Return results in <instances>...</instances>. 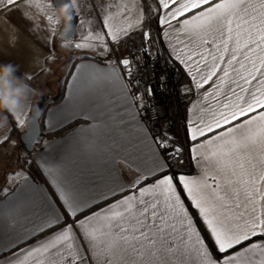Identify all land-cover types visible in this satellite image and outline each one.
<instances>
[{
	"label": "snow or ice",
	"instance_id": "6c2138e0",
	"mask_svg": "<svg viewBox=\"0 0 264 264\" xmlns=\"http://www.w3.org/2000/svg\"><path fill=\"white\" fill-rule=\"evenodd\" d=\"M48 2L56 6L55 0ZM129 2L135 5L137 0H91L95 21L81 22H95L98 29L74 47L102 57V65H73L78 69L69 97L73 114L79 111L80 118L92 121L79 154L48 156L42 150L33 157L26 150L24 165H35L43 185L23 165L4 173L5 184L23 174L28 193L7 203L0 200V264H184L193 235L201 246L196 249L197 264H236L249 252L264 253V220L254 218L248 231L236 234L214 215L208 197L197 195V189L203 192L199 182L173 171L170 162L179 164L184 152L167 124L168 100L175 89L167 70L158 71L152 59L155 38L145 27L152 17L141 8L135 24H113L127 17ZM155 4L148 10L156 13L157 25L164 26L160 35L169 38L166 63L178 61L189 78L179 86V94L188 97L195 92L199 97L192 107L201 115L191 120L188 138L197 144L220 140L211 154L216 159L204 157L224 181L223 188L213 183L212 193L218 200L242 192L247 196L256 167L250 148L264 146V138L243 132L255 119L264 120V0ZM37 11L32 0H0V15L8 20L19 13L29 32L37 27ZM45 19L53 18L41 17V23ZM135 32L140 34L139 49L116 55ZM48 45L52 47L45 66L27 79L50 71L54 35L45 42ZM140 68L148 77L146 83L139 78ZM65 119L71 121V115ZM45 123L53 129L51 121ZM14 126H24L23 113L16 114ZM9 143L16 145L10 136L0 139V147ZM82 156L93 164L100 161L103 171L82 164ZM118 160L129 168L127 183L106 178Z\"/></svg>",
	"mask_w": 264,
	"mask_h": 264
},
{
	"label": "crops",
	"instance_id": "0c3cea01",
	"mask_svg": "<svg viewBox=\"0 0 264 264\" xmlns=\"http://www.w3.org/2000/svg\"><path fill=\"white\" fill-rule=\"evenodd\" d=\"M138 2L143 6L145 15L152 17V19L145 24V27H150L153 37L155 38V43L151 46V51L159 55L162 60L166 62L168 61L170 52L168 45L169 38L160 35V28L164 26H158L154 18L156 13L154 11L149 12L148 10L149 4L152 5L153 9L156 7L155 0H139ZM32 7L38 10L37 15L34 17L37 27L32 32L25 30L27 26L24 21L20 19L19 13H13L8 20H6L3 15H0V64L11 62L17 65L19 67L17 75H23L26 79L28 75L37 74L38 70L45 66V60L48 59L49 50L50 47H52V45L45 46V42L52 40L54 35V49L52 54L55 56V60L52 61L49 59L47 63V67L50 68V71L42 75H36V78L33 80L27 79L34 89H37L43 96H47V100L59 89L58 82L56 88L54 87L55 90L53 93H49V90L52 88L49 84L54 80L57 81L53 69L59 64L60 42L58 39V30L60 25H54L46 19L41 23V17L46 18L49 16L53 8L49 6L48 0H32ZM89 13H91V15ZM28 15L31 16L32 12H29ZM73 17L76 33L69 40H71L73 44L76 42H84L82 38L90 30L95 29L96 25L95 22L92 24L81 23L82 21H95V12L92 11L91 0H77V9L74 11ZM128 24L127 22L123 25L127 27ZM137 33L139 32H136V34ZM13 37H15V43L10 44V39ZM126 44L124 45L127 51L128 47L131 45L136 48L139 47V36L129 40ZM122 47L123 46H120V50L117 52L119 56L127 54V51L126 53L123 52ZM84 50L91 51L89 49ZM79 64L102 65V57L85 54L71 61L69 65L71 69L63 83L60 98L54 102L46 103L42 108L39 119L42 137L34 144L33 149L28 151L32 153L33 157L40 156L42 150L46 152L48 156L79 154L83 138L88 135L87 129L92 123V121H85L83 118H80L82 114L79 111L73 114L72 106L69 102V97L73 93L75 75L78 72V69L74 68L73 65ZM168 64L175 67L179 75L181 74L184 76L186 82L188 81L189 78L185 75L183 65H180L178 61L175 63L169 62ZM70 73H72V75H70ZM39 96L41 95L34 96L31 104H33ZM197 99H199V97L194 92L190 99L184 102L182 101L181 104H178V101L173 103V114L175 117L179 115L180 118H175L177 125H182V129L179 128L178 134H175V136L178 143L183 146L184 152L181 162L179 164L176 162V165H174L172 169L179 175H184L189 179L198 181L199 187L203 189V192L201 193L199 189H197V195L202 194L208 197V205L214 206V215L223 222L226 228L232 229L236 234H242L249 230L254 218L264 220V180L260 179L261 176H264V163H261V161H264V151H261V148L264 146L257 143L250 148V157L256 167L254 169L255 182L254 184L250 183L248 185L247 196L242 192L238 197H232L230 199L225 198L223 200L216 199L215 194L212 193V185L215 183L223 188L224 181L221 176L217 174L216 169L212 166L210 161L205 160L204 157H211V154L218 150L217 145L220 144V140L197 144L195 141L188 138V133L186 131L187 128L191 127V120L200 118L201 113L199 109H193L192 107ZM190 109L192 110L190 111ZM29 115L30 114H23V119L26 120V123L18 130L14 126L12 117H9V120L12 122L10 140H15L16 145L13 147L9 143L0 147V165H2L1 162L3 163L6 161L5 158L7 157H11V163H13L12 170L0 166V186L5 183V172L18 169L16 168L17 155L15 148L23 147L20 142V135L25 132L27 128ZM69 115H71V121L65 119V117ZM45 121H51L54 126L53 129L49 130ZM73 121H76L75 125L64 134L52 138L43 137V135L53 132ZM243 132L245 135L253 136L257 140L264 138V120H260L259 118L255 119L248 128L243 130ZM208 135H211V133ZM200 139L203 140L204 138L201 137ZM6 146L13 148L12 150L8 148V151L5 152ZM190 149H192V151H190ZM196 157H200V159L197 160ZM211 159L215 160L216 157H211ZM81 162L86 165L93 164L87 156H82ZM93 166L103 171V164L100 161H95ZM25 172L27 173L26 169ZM211 177H215V181L210 179ZM106 178L113 182L122 181L127 183V180L130 179L129 168L118 160L111 177ZM32 179L43 185V179L41 177L40 179ZM244 179L248 180L249 178L245 176ZM6 188L7 191L0 192V200H3L5 203L12 201L14 198H23L28 193L23 174L20 177H16L14 180H9L6 184ZM177 190L180 191L179 184H177ZM219 194L222 196L223 192L221 191ZM187 203L188 201L185 200V204ZM92 211H95V209H92ZM191 211L193 213L195 212L194 209H191ZM95 223L97 227L100 226V222ZM257 231H259V229H257ZM199 247L201 246L196 244V236L193 235L189 241V251L184 257V264H197L196 249ZM261 259H264V253L257 250L238 257L236 264H249V261L254 262V264H259Z\"/></svg>",
	"mask_w": 264,
	"mask_h": 264
},
{
	"label": "clouds",
	"instance_id": "9594fccd",
	"mask_svg": "<svg viewBox=\"0 0 264 264\" xmlns=\"http://www.w3.org/2000/svg\"><path fill=\"white\" fill-rule=\"evenodd\" d=\"M51 7V6H50ZM77 9L76 0H67L59 8H52L51 16L54 25H63L59 31V42L62 50L70 51L72 41L67 39V33L71 30L73 13ZM15 43V37L10 39V44ZM19 67L11 62L0 64V139L9 137L12 131V122L16 114L31 113V101L36 95H42L34 89L25 76L17 75ZM36 118L41 115L40 111L34 113ZM26 120H24V124Z\"/></svg>",
	"mask_w": 264,
	"mask_h": 264
},
{
	"label": "rangeland",
	"instance_id": "374dc122",
	"mask_svg": "<svg viewBox=\"0 0 264 264\" xmlns=\"http://www.w3.org/2000/svg\"><path fill=\"white\" fill-rule=\"evenodd\" d=\"M139 0H137V3L135 5H133L132 3H128V7L131 9V11L128 12L127 14V17L125 18H116L113 20V24L117 27V28H120V27H124V23H132V24H135L137 22L138 19H140V9L143 8L142 5H140V2H138ZM95 29H98V24L95 25ZM139 36V33L136 34V32L133 34V38H136ZM123 46V52L126 53V47L125 45H121ZM70 48L71 50L70 51H65V50H62V48L60 47V50H59V64L53 69V73L54 75L56 76V80L57 81H53L51 84L52 88L49 90V93H53V91L55 90L54 87L56 88L58 82H59V85H60V82L64 76V74L66 73L67 69L69 68V65L71 63V61H73L75 58H77L78 56H81V55H94L92 53V51H87V50H77L75 47H74V44L72 43L70 45ZM166 63V62H165ZM167 75H170L168 73H166ZM181 75V74H180ZM179 75V76H180ZM175 78H178V77H175ZM180 78V77H179ZM178 98H176V95L174 96V94H172L170 97H169V108L171 109V112H170V117H167V124L170 126V131L174 134H178V130L179 128L182 129V125L178 126L177 125V121H176V117L179 118V115L178 116H174V112H173V103L177 100ZM190 99V98H189ZM188 100V99H187ZM182 102V101H180ZM180 119V118H179ZM8 148L10 150H12V148H10L9 146H6L5 147V152L8 151ZM16 155H17V162H16V168H20L22 165L24 166V160H23V154L25 153V149L24 147H16ZM5 162H1L2 167H5L12 170V167H13V163H11V160L12 158L11 157H7L5 158ZM171 165H172V168L174 167V165H176V161H171L170 162ZM6 188V184L4 183L3 185L0 186V192H2L3 189Z\"/></svg>",
	"mask_w": 264,
	"mask_h": 264
},
{
	"label": "water",
	"instance_id": "95a60500",
	"mask_svg": "<svg viewBox=\"0 0 264 264\" xmlns=\"http://www.w3.org/2000/svg\"><path fill=\"white\" fill-rule=\"evenodd\" d=\"M66 3V0H55V8H59L62 4ZM63 25L61 24L58 30V35L59 31L62 29ZM76 33V28L75 25L72 21L71 24V30L67 33V39L72 38ZM47 98V96H39L32 104L31 107V113L28 117L27 120V128L25 132H23L20 135V142L27 151H31L34 147V144L39 141L42 137L40 133V123H39V118H36L34 113L36 111H40L42 109L44 100ZM41 116V115H40ZM34 138V139H33Z\"/></svg>",
	"mask_w": 264,
	"mask_h": 264
},
{
	"label": "built area",
	"instance_id": "2783aa9c",
	"mask_svg": "<svg viewBox=\"0 0 264 264\" xmlns=\"http://www.w3.org/2000/svg\"><path fill=\"white\" fill-rule=\"evenodd\" d=\"M137 49H139V47H134L133 45H131L130 47H128V51L131 50L132 52H136ZM128 51H127V54H128ZM152 52V51H151ZM126 54V55H127ZM152 59L153 61H155L157 63V66H158V71L163 68V69H166L170 79H171V83L174 87V96L176 95V98H178L177 100L178 101H186L187 99L191 98L193 96L190 95L188 97H184L182 95L179 94V86L182 85V83H179V73L177 71V69L171 65H169L168 63H165L162 58L159 56V55H156L154 52H152ZM141 63H143V61H141ZM175 77H178V78H175ZM139 78H141L145 83L148 81V77L146 75H144V69L143 68H140L139 69ZM141 90H144L143 88V84L141 85ZM169 102V100H168ZM168 107H169V104H168ZM170 112H171V109L169 108V112H168V116L167 117H170Z\"/></svg>",
	"mask_w": 264,
	"mask_h": 264
},
{
	"label": "trees",
	"instance_id": "16d2710c",
	"mask_svg": "<svg viewBox=\"0 0 264 264\" xmlns=\"http://www.w3.org/2000/svg\"><path fill=\"white\" fill-rule=\"evenodd\" d=\"M116 55H117V53H116ZM70 69L71 68L69 66V68L67 69L66 73L64 74V76H63V78H62V80L60 82L58 91H56L55 94H53V96H51L49 99H47V100L45 99L44 100L42 108L45 106L46 103L54 102V101H56V100H58L60 98L61 93H62L63 83H64L67 75L69 74ZM184 82H186V80L184 79V76L181 75L180 78H179V83L183 84ZM41 112H42V109H41ZM75 123H76V121L70 122V123L66 124L65 126L59 128V129H57V130H55L53 132H50L48 134L43 135V137L52 138V137H56L58 135L60 136V135L64 134L66 131H68L69 129H71L75 125ZM25 169H26L27 173L28 172L31 173V177L32 178L40 179L39 175L36 173L34 165H33V167L31 169H28V166L25 165Z\"/></svg>",
	"mask_w": 264,
	"mask_h": 264
},
{
	"label": "flooded vegetation",
	"instance_id": "af4514ba",
	"mask_svg": "<svg viewBox=\"0 0 264 264\" xmlns=\"http://www.w3.org/2000/svg\"><path fill=\"white\" fill-rule=\"evenodd\" d=\"M178 104H181V102H180V101H178Z\"/></svg>",
	"mask_w": 264,
	"mask_h": 264
}]
</instances>
